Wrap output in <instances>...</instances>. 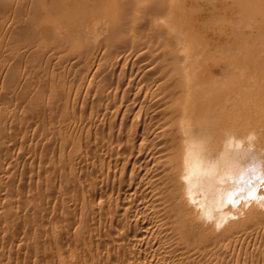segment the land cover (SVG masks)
Instances as JSON below:
<instances>
[{
  "label": "bare ground",
  "instance_id": "1",
  "mask_svg": "<svg viewBox=\"0 0 264 264\" xmlns=\"http://www.w3.org/2000/svg\"><path fill=\"white\" fill-rule=\"evenodd\" d=\"M0 264H264V0H0Z\"/></svg>",
  "mask_w": 264,
  "mask_h": 264
}]
</instances>
